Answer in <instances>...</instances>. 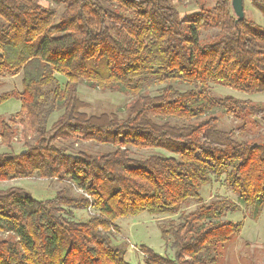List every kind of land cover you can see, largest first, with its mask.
<instances>
[{"label": "trees", "instance_id": "16d2710c", "mask_svg": "<svg viewBox=\"0 0 264 264\" xmlns=\"http://www.w3.org/2000/svg\"><path fill=\"white\" fill-rule=\"evenodd\" d=\"M249 1L264 16V0ZM235 21L230 0L183 16L169 0H0V74H20L22 88L0 95V105L20 102L17 119L0 121V142L10 149L20 125L24 143L19 154H0V182L65 184L44 201L0 191V264H129L112 245L115 221L172 216L187 202L198 205L158 226L173 257L141 246L144 264H219L220 249L243 228L223 218L240 207L202 203V188L225 176L253 219L264 207V145L237 141L215 115L264 120V105L203 91L264 93V26ZM81 84L131 95L126 117L84 113ZM76 140L112 150L70 154L61 145ZM130 149L169 156L134 160ZM89 209L96 214L87 221L73 219V210Z\"/></svg>", "mask_w": 264, "mask_h": 264}, {"label": "rangeland", "instance_id": "374dc122", "mask_svg": "<svg viewBox=\"0 0 264 264\" xmlns=\"http://www.w3.org/2000/svg\"><path fill=\"white\" fill-rule=\"evenodd\" d=\"M217 0H169L171 5L177 10L180 16L196 12L200 8L211 9ZM231 1V0H230ZM54 4H51L52 7ZM244 17L258 26H264V16L251 5L249 0H243ZM61 12V7L56 8ZM206 33H203V38ZM58 84L63 88L66 80L55 75ZM175 87L180 91L192 89L191 84L176 83ZM159 89L157 85L147 89L149 94H155ZM21 75L8 76L0 74V95L3 93H20ZM78 97L87 105L83 111L87 115H115L119 119H124L127 114L128 106L132 100L129 94L110 92L106 90H93L81 84L78 86ZM206 95L210 98L218 99L230 96L240 100H248L253 104L264 105V93L248 95L220 85H207L204 87ZM20 111V102L16 99H9L0 105V121L17 119ZM60 112L53 113L48 121V127L57 118ZM215 115L219 119V128L223 131L231 132L239 142H251L264 145V120L246 118L244 121L235 120L226 116L221 109L215 110ZM16 135L12 141L11 148L4 147L0 142V154L13 153L19 154L24 151L22 140V127L16 126ZM62 146L68 149V153L76 154L78 151H85L91 155H102L112 150L109 146H100L90 142L76 140ZM150 156L168 157L169 155L161 150L130 149L129 157L134 160H143ZM64 183L58 181H47L36 176L31 179H19L9 182H0V191L11 187L20 188L29 193L33 199L44 201L52 199L55 193L64 187ZM72 192H77L73 189ZM202 203H209L214 200H224L228 203L239 205L240 210L235 213H227L223 220L232 222H243V228L239 236L233 238L229 243L222 247V258L219 264H264V207L260 215L253 219V210L250 207L241 205L237 195L231 191L226 184L225 176L215 180L202 188ZM195 202H187L181 206L180 210L172 216L153 217L143 213L134 218H120L115 221L118 228L117 233H112V245L120 250L124 259L129 264H144L143 256L139 252L141 246L151 249L156 254L172 258L173 251L170 247V240L164 243L160 236L158 226L167 229L170 221H176L181 214L188 213L197 207ZM73 219L77 222H85L90 215L96 214L94 210H73Z\"/></svg>", "mask_w": 264, "mask_h": 264}, {"label": "water", "instance_id": "95a60500", "mask_svg": "<svg viewBox=\"0 0 264 264\" xmlns=\"http://www.w3.org/2000/svg\"><path fill=\"white\" fill-rule=\"evenodd\" d=\"M231 11L236 19V23L244 20V6L243 0H231L230 1Z\"/></svg>", "mask_w": 264, "mask_h": 264}]
</instances>
